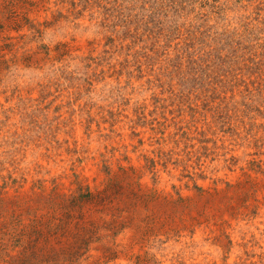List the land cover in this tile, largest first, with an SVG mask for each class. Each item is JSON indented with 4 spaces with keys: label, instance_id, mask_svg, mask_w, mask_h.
I'll use <instances>...</instances> for the list:
<instances>
[{
    "label": "rangeland",
    "instance_id": "rangeland-1",
    "mask_svg": "<svg viewBox=\"0 0 264 264\" xmlns=\"http://www.w3.org/2000/svg\"><path fill=\"white\" fill-rule=\"evenodd\" d=\"M264 264V0H0V264Z\"/></svg>",
    "mask_w": 264,
    "mask_h": 264
},
{
    "label": "bare ground",
    "instance_id": "bare-ground-1",
    "mask_svg": "<svg viewBox=\"0 0 264 264\" xmlns=\"http://www.w3.org/2000/svg\"><path fill=\"white\" fill-rule=\"evenodd\" d=\"M73 264V263H72Z\"/></svg>",
    "mask_w": 264,
    "mask_h": 264
}]
</instances>
